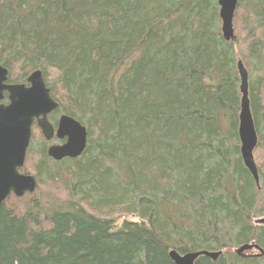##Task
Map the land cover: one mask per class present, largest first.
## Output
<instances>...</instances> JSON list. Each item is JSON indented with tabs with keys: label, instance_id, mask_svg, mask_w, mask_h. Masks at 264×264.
<instances>
[{
	"label": "trees",
	"instance_id": "obj_1",
	"mask_svg": "<svg viewBox=\"0 0 264 264\" xmlns=\"http://www.w3.org/2000/svg\"><path fill=\"white\" fill-rule=\"evenodd\" d=\"M233 28L225 41L216 0H0L9 82L40 70L50 119L87 131L73 159L28 148L50 192L2 203L0 264H174L171 250L264 264V0H238ZM238 60L258 184L239 154ZM250 243L262 255L235 253Z\"/></svg>",
	"mask_w": 264,
	"mask_h": 264
},
{
	"label": "water",
	"instance_id": "obj_2",
	"mask_svg": "<svg viewBox=\"0 0 264 264\" xmlns=\"http://www.w3.org/2000/svg\"><path fill=\"white\" fill-rule=\"evenodd\" d=\"M216 2L221 35L225 41L233 40L235 38L233 17L238 0ZM237 73L240 93L237 130L239 154L243 165L258 184L257 167L253 157L257 134L249 105L248 74L241 60L237 61ZM7 81L8 70L0 65V101L4 99V92L7 93L8 100L7 104H0V206L10 194L21 197L25 193H32L36 188L33 176L19 172L24 164L34 119L37 120V127L46 140H50L54 135L58 139L66 138L62 145H54L47 149V155L54 160L80 156L85 149L87 138L85 127L67 115L59 118L54 131L47 120V115L57 109L58 104L50 96L40 70L31 72L25 83L8 84ZM257 222L264 225V217ZM252 248L260 249L256 244H243L236 253L240 254ZM220 253L200 250L180 254L171 250L168 255L174 264H195L200 256L216 260Z\"/></svg>",
	"mask_w": 264,
	"mask_h": 264
},
{
	"label": "rangeland",
	"instance_id": "obj_3",
	"mask_svg": "<svg viewBox=\"0 0 264 264\" xmlns=\"http://www.w3.org/2000/svg\"><path fill=\"white\" fill-rule=\"evenodd\" d=\"M234 18V17H233ZM32 135H33V140H32V142H33V145H35V146H37V144L41 141V132H40V130L39 129H37V128H34L33 129V131H32ZM37 156V154H35L34 153V155H32V158L34 159V160H36V157ZM31 158V159H32ZM31 162H30V160L28 161V163H27V165H26V163H25V165H24V167L21 169V171H24V172H26V173H29V174H34V172H33V169H32V167H31ZM47 184V183H46ZM45 185V184H44ZM46 186L47 185H45V187L41 184V183H38V181H37V189L35 190L36 191V193H41L42 195H44L45 196V194H48L50 191H49V189H45L46 188ZM14 198L13 197H9V199H8V204H11L12 202L14 203V200H13ZM261 217H263V216H261ZM261 217H259V218H261ZM125 218L126 219H136V217H134V216H132V215H127V216H125ZM235 249V248H234ZM258 252L256 251V250H252V251H246L245 252V254H257Z\"/></svg>",
	"mask_w": 264,
	"mask_h": 264
},
{
	"label": "flooded vegetation",
	"instance_id": "obj_4",
	"mask_svg": "<svg viewBox=\"0 0 264 264\" xmlns=\"http://www.w3.org/2000/svg\"><path fill=\"white\" fill-rule=\"evenodd\" d=\"M5 95H6V93H5ZM6 97H7V95L5 96V99H4L2 102H0V103L6 104V103H7V98H6ZM56 110H57V109H56ZM56 110L52 111L50 114L47 115V119H48L49 123H50L54 128L57 126V121L59 120V118L63 115V114H58L56 121L53 122V121L50 119V117H51V115H52L53 113L56 112ZM34 126H36V120L33 121V127H34ZM47 142L49 143L50 146H51V145H62V144L65 142V138H63V139H57V138H55V137L53 136L52 139H51L50 141H47Z\"/></svg>",
	"mask_w": 264,
	"mask_h": 264
},
{
	"label": "bare ground",
	"instance_id": "obj_5",
	"mask_svg": "<svg viewBox=\"0 0 264 264\" xmlns=\"http://www.w3.org/2000/svg\"><path fill=\"white\" fill-rule=\"evenodd\" d=\"M261 157V156H260Z\"/></svg>",
	"mask_w": 264,
	"mask_h": 264
}]
</instances>
